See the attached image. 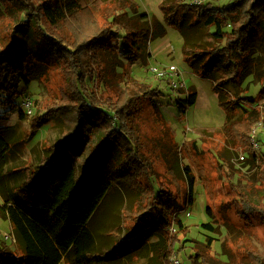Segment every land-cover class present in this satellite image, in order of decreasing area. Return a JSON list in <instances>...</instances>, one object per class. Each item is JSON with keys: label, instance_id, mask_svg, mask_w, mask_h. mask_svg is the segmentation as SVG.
<instances>
[{"label": "trees", "instance_id": "1", "mask_svg": "<svg viewBox=\"0 0 264 264\" xmlns=\"http://www.w3.org/2000/svg\"><path fill=\"white\" fill-rule=\"evenodd\" d=\"M86 1L0 0V120L13 111L28 119L20 109L21 86L30 88L48 76L51 67H60L68 86L62 88L59 103H43V114L29 122L33 131L43 122L64 123L46 156L36 167L21 170L27 172L25 180L12 191L0 179V215L10 220L20 239V253L0 245V264H121L150 251L162 264H171L183 249L177 235L186 229L180 215L195 201L192 166L185 167L186 187L165 172L166 180L161 179L160 164L169 169L179 154L173 131L159 113V101L166 94L133 80L127 69V64L148 62L149 43L167 31L159 22L149 27L145 13H136L141 20L114 15L108 22L95 21L93 30L84 29L74 21L88 8ZM161 10L165 25L185 39L214 28L217 45H188L184 55L194 72L212 81L227 124L238 111L245 117L246 134L240 141L253 179L264 186V151L255 152L249 142L262 111L257 99L243 95L248 91L243 83L252 77L261 84L258 97L264 99V54L258 55L264 51V0H234L221 6L176 1L161 5ZM197 100L195 92L177 100L179 113L185 115ZM159 130L166 140L157 139ZM12 148L9 134L0 127V170ZM117 198L128 199L135 208H117L109 223L104 214ZM241 204L244 216L264 222V205L246 200ZM207 212L214 219L209 206ZM202 226L213 233L219 230L212 223ZM233 230L229 225V233ZM206 240L205 247L194 243L191 264H264V256L256 252L247 262L238 261L226 244L222 248L228 261L216 259L210 253L215 238ZM99 241L107 246L97 251Z\"/></svg>", "mask_w": 264, "mask_h": 264}, {"label": "rangeland", "instance_id": "2", "mask_svg": "<svg viewBox=\"0 0 264 264\" xmlns=\"http://www.w3.org/2000/svg\"><path fill=\"white\" fill-rule=\"evenodd\" d=\"M35 1L38 2V0ZM131 1L134 2L132 6L128 2L126 4L124 0H87L88 8L74 22L79 27L83 25L84 29L92 26L93 30L95 21L108 22V19L111 21L114 15L120 14L137 18V14L145 13L149 17V27L159 22L167 31L165 37L156 38L149 43L151 55L148 62L127 64V69L133 80L159 88L166 94L159 101L161 104L159 113L173 131L179 154L175 157L174 166H170L169 169L160 164L161 179L166 180V173L168 178L179 181L182 187H186L185 167L192 166L190 169L196 180L194 205L180 215L186 229L182 234L178 233L179 230L173 231L174 234L178 233V246L183 247L182 250L177 248L179 252L175 255L182 264H191L189 257L194 254V243H200L205 247L207 237H214L215 242L210 253L216 259L228 261L223 253L222 245L224 244L227 246V251L231 252L238 261L247 262L252 252L264 256V222L255 215L244 216L241 204L242 200H246L253 204L264 205V186L261 185L260 180L253 179L252 164L247 162L249 155L240 141V138L246 134L243 125L245 117L238 111L233 121L227 124L226 112L214 93L212 81L194 72L184 55V48L188 45L199 49H212L217 45L213 37L214 28L211 27L198 36L185 39L177 29L165 25L161 5H172L176 1L192 4L194 0ZM233 1L205 0V3L221 6ZM132 7L136 8V11L131 9ZM137 20L141 19L138 17ZM263 54L264 51H259L258 55ZM172 65L178 69V76L175 77L177 87H173L169 80L159 77L155 71L156 69L164 71ZM116 71L121 73L122 69L119 68ZM67 87L66 78L60 67L53 66L48 76L43 77L39 82H33L30 88L24 89V86H21L23 95L20 109L28 114V119L22 120L18 111H13L10 115H3V119L0 120V127L9 134L13 147L0 170V179L5 182L10 191L24 182L27 172L21 170L36 167L46 156L48 146L55 143L60 136L64 128V123L60 120L43 122L35 131L31 130L29 122L32 118L43 114V103H59L62 99V88ZM243 87L248 88L243 95L257 99V108L262 111L263 118L252 127L249 133L252 148L262 155L264 99L258 97L261 84L249 77L244 81ZM194 92L198 94L196 104L191 106L185 115H181L176 107L177 100H185ZM253 135L256 142H259V148L254 147ZM157 139L166 140L163 130L157 131ZM207 186L210 187V192L207 191ZM3 205L4 201L0 195V207ZM129 205L128 199H114L108 205L109 209L104 214V218L108 219L107 222H112L114 214L118 213L115 210L124 207L129 209L131 207ZM208 206L214 219H211L207 212ZM131 208L134 209L135 206ZM206 223H212L219 230L216 233L207 230L202 226ZM100 224L101 221H99V227ZM229 225H232L234 229L232 234L229 233ZM100 229L103 230V227ZM122 231L125 230L122 229ZM6 234L14 237L16 243L12 239L5 241L3 236ZM19 242L20 239L14 233L10 220L0 215V245L4 244L12 252L20 253ZM106 246L107 244H101L99 241L97 251ZM60 264L67 263L62 261ZM121 264H162V259L160 260L154 252L150 251L140 257L135 256L131 261H122Z\"/></svg>", "mask_w": 264, "mask_h": 264}, {"label": "built area", "instance_id": "3", "mask_svg": "<svg viewBox=\"0 0 264 264\" xmlns=\"http://www.w3.org/2000/svg\"><path fill=\"white\" fill-rule=\"evenodd\" d=\"M204 2H205V0H194L192 4L200 5V4L204 3ZM155 71H156V73H157V75L159 77H161L162 79H165V80H169V82L171 83V85L173 87H177V83L175 81V77L178 76V69H177L176 66L172 65V66L169 67V69H166L164 71H160L158 69H156ZM253 142H254V147L255 148H259V142H256V140L254 138V135H253ZM3 239L5 241L12 239V241L16 243V239L14 237H12L11 235H9V234L4 235ZM171 263L172 264H182L176 255H174L171 258Z\"/></svg>", "mask_w": 264, "mask_h": 264}]
</instances>
